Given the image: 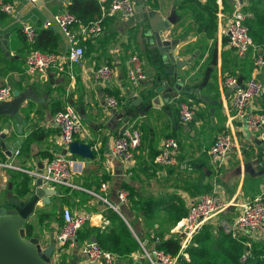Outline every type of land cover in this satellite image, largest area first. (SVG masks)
<instances>
[{"label":"crops","instance_id":"1","mask_svg":"<svg viewBox=\"0 0 264 264\" xmlns=\"http://www.w3.org/2000/svg\"><path fill=\"white\" fill-rule=\"evenodd\" d=\"M5 1L15 6V12L11 16L5 15L4 20L0 19V33L9 34V54L3 56L4 59L0 56V86L10 85L20 93L30 90L36 99L29 101L15 118L4 121L0 127V133L6 131L5 138L0 141V150L11 153L1 164L15 165L23 170H33L41 164L44 167L60 149L59 132L52 123V110L59 111L70 104L85 128V134L76 136L75 140L88 144L93 152L91 160L75 156L83 162L76 184L95 193H100L101 184L107 186L104 196L100 195L106 198L108 205L83 191L63 193L56 188L58 195L50 197L48 205L38 208L42 211L61 201L62 208L67 207L73 212L86 210L91 214L90 221L78 232L75 245L61 249L60 264L72 261L88 264L80 251L88 241H95L102 249L114 254L116 264H145L134 240L141 241L145 249H151L155 246V238L166 240L177 235L181 238L177 225L187 215L190 203L199 196L211 192L220 194L228 208L219 220L232 221L239 215L245 201L262 192L264 149L254 140L264 142V127L254 135L245 131L241 121L230 119V92L222 85L225 76H234L241 83L254 78L264 85V67L257 69L254 66L253 50L245 55L237 54L229 46L228 38L220 33L233 10L232 0H146L144 13L150 16L143 23L128 25V20L118 15L106 16L102 22V33L96 38L81 41L84 58L80 66H71L62 73L51 69L32 77L24 74L29 45L21 39L22 28L31 26L36 33L42 29L52 30L56 38L53 52L49 53L65 55L68 44L53 23V17L67 11L72 0ZM210 3H214L217 9H208ZM215 15L214 26L211 18ZM135 16L137 18V12ZM154 16L160 20L152 26L149 18ZM170 16L175 17V23L164 32V37L179 40L176 58L186 62V66H170L163 58L170 70L166 77L159 70L160 61L151 30L160 28L161 22ZM213 26L215 32L209 38ZM72 28L74 32L79 31L77 24ZM132 55L142 58L143 70L148 77V81L135 91L128 87L126 78ZM102 65L114 69V82L110 87L101 86L89 75L91 69ZM162 82L167 85L179 83L180 91H174L165 99L161 94ZM109 91L118 93V97ZM106 95L116 98L119 104L116 110L106 106ZM180 101H191L197 107L189 124L180 123L178 108L173 106ZM248 111L264 112V94L249 104ZM130 126L141 129L144 137L142 147L135 151L130 162L112 159L108 154L111 139ZM222 132L232 137L234 147L225 165L216 170L210 163L208 149ZM166 137L178 142V163L179 159L192 162V171H180L179 166L163 168L154 164V157ZM121 190L130 191L135 200L130 198L132 203L142 204V209H146V204L151 205V211L146 215L141 211L135 213L130 209L131 204H121L118 199ZM36 212L26 231L41 238L46 248L50 241H55L61 223L42 215L43 228L38 230L37 222L32 221ZM162 218L169 219L166 226L159 224ZM255 244L258 242H253L251 249ZM56 248L57 245L54 252Z\"/></svg>","mask_w":264,"mask_h":264},{"label":"built area","instance_id":"2","mask_svg":"<svg viewBox=\"0 0 264 264\" xmlns=\"http://www.w3.org/2000/svg\"><path fill=\"white\" fill-rule=\"evenodd\" d=\"M34 2L35 0H31ZM96 3L101 12V18L88 24H81L68 11L56 14L53 23L65 38L68 44L67 53L63 56L39 50H30L24 60V74L32 77L38 73L55 69L58 73L64 72L71 66H80L84 58V49L81 41L93 39L102 33V22L106 16L118 15L123 20H129L136 15V3L133 0H88ZM259 0H232L233 12L220 30L222 36L228 38L229 46L239 55H245L250 50L254 52V66L257 69L264 67V49L258 50L250 35V31L245 24V17L242 8L245 3L258 2ZM0 11L5 15H13L15 6L11 3L0 0ZM79 25V31L74 32L73 26ZM22 32L28 45L33 46L37 33L31 26H24ZM91 78L94 82L103 87H110L114 82V69L109 65H102L90 70ZM71 78H73L71 76ZM128 87L135 91L143 83L148 81V77L143 70L141 59L137 55H132L128 62L127 69ZM223 87L230 92V119L239 120L243 123L247 133L254 134L260 132L264 127V112H249V104L260 98L264 94V85L252 78L245 83L239 82L234 76H225L222 79ZM13 89L10 85L0 86V103L10 102L13 99ZM106 106L111 110H116L118 101L115 97L106 95L104 97ZM197 107L191 101L178 103V118L180 123L189 124L196 115ZM52 123L59 132L60 149L47 161L39 172L38 168L33 170H23L15 165H4L0 167L16 170L27 174L31 179L40 178L44 185L56 189L58 186L70 191H83L95 197L104 204L107 200L103 193L107 191V186L100 185V193L87 191L76 184L75 179L81 175L83 162L73 156L69 151V146L76 136L85 134L84 125L74 107L66 104L52 117ZM141 133L138 129L130 126L124 128L119 134L114 136L108 146V154L112 159L130 162L135 151L140 147ZM234 147V141L227 132H222L215 137L213 144L208 149V156L211 165L216 170L226 163L228 154ZM178 142L166 137L162 140L154 163L158 167L178 166ZM18 155V152L15 153ZM183 165L182 168H186ZM191 170L190 167H188ZM102 193V195H100ZM119 202L128 205V193L121 190L118 193ZM114 211L116 208L112 207ZM228 208L223 197L211 192L199 196L192 201L188 207L187 215L177 225L181 237L182 246L177 255H171L157 249L159 239L155 238V246L151 249H143V259L147 264H186L187 256L183 253V248L188 247L192 239L205 227L210 226L213 231H218L228 236L230 239L243 246L240 260L245 262L251 253V245L258 242L264 245V189L254 198L245 201L241 206V211L232 221L219 220V216ZM61 227L55 236L56 251L54 252L51 264H60V251L65 246L73 247L76 243L78 232L91 219V214L86 210L73 212L64 207L60 213ZM218 220V223L216 221ZM215 223V224H214ZM183 229V230H182ZM81 255L84 256L88 264H116L117 257L102 249L95 241H88L80 247ZM185 257V262L182 263Z\"/></svg>","mask_w":264,"mask_h":264},{"label":"water","instance_id":"3","mask_svg":"<svg viewBox=\"0 0 264 264\" xmlns=\"http://www.w3.org/2000/svg\"><path fill=\"white\" fill-rule=\"evenodd\" d=\"M146 0H136V16L130 18L127 24L144 22L148 19V14L144 13V3ZM160 19L156 16L150 17L149 22L153 26L154 22ZM175 23V17L170 16L166 21L161 22L158 29L152 28L151 37L158 56L166 58L170 66L183 68L186 62L179 61L176 58V47L179 43L178 39L167 40L164 32L169 30ZM9 34L0 33V51L8 53ZM169 68V67H168ZM167 68V73L169 69ZM162 96L168 99L174 91L179 92L181 85L179 83L167 85L162 82ZM177 96V95H175ZM36 99V96L30 90L20 93L18 90L13 91V99L10 102L0 103V127L3 122L15 118L20 109L26 107L29 101ZM6 131L0 133V141L5 138ZM255 144L264 149L262 140H254ZM2 148L4 146L1 145ZM69 151L73 156L80 157L84 160H91L93 152L88 144L73 141L69 146ZM7 155H11L10 151H5ZM39 172L43 169V165L38 166ZM28 187L27 194L23 197L15 196L12 193V183L7 184V193L2 196L0 191V264H51L52 255L55 249V241H50L49 245L44 248L42 239L31 236L25 229L29 224L31 217L40 207H44L50 203V197L57 196L58 192L50 186L44 185L40 178H32ZM31 185V186H30ZM9 206V207H7ZM183 230V229H182ZM28 233V234H27ZM181 237H184L182 234ZM70 264H76L72 261Z\"/></svg>","mask_w":264,"mask_h":264},{"label":"trees","instance_id":"4","mask_svg":"<svg viewBox=\"0 0 264 264\" xmlns=\"http://www.w3.org/2000/svg\"><path fill=\"white\" fill-rule=\"evenodd\" d=\"M5 1V0H4ZM7 2V1H5ZM67 11L71 13L77 20H79L81 23L88 24L90 22L96 21L100 18L101 13L99 10V6L88 0H72L67 7ZM5 14L0 12V19L4 20ZM212 23L215 26V17L213 16L211 18ZM214 26L211 29V32L209 33V38H211L215 32ZM251 35V33H250ZM21 39L23 41L25 40V36L21 30ZM252 37V36H251ZM56 35L52 30L42 29L37 31V37L36 41L33 46L28 47L30 50H39L42 52H53L54 47V41H55ZM253 39V38H252ZM254 41V40H253ZM28 51V52H29ZM158 56V55H157ZM148 58H150L148 54ZM158 60L160 61V73H163L166 77L169 76V74L166 72L168 68V64L164 63L162 58L158 56ZM109 94H112L116 97H118V93L109 91ZM60 111V110H59ZM58 112V110L53 109L52 114L55 115ZM6 153L2 152L0 150V163H5ZM95 155V154H94ZM12 179L11 183L13 187L15 188V192L17 196L23 197L27 194L28 187L30 184V177L26 174H22L19 172H11ZM124 187H128V185H125ZM129 189V188H128ZM152 206L149 204H146V209H143L144 214H148L149 210L151 211ZM46 216V215H45ZM115 217L119 219V216L115 214ZM42 221V220H41ZM61 223V221H59ZM121 223L124 226V223L121 221ZM209 227L205 226L191 241V243L188 245V253H190V257L194 256L195 254H192V252L202 253L206 250L205 245L202 244L201 237L209 238L208 230ZM124 231H126V227L123 228ZM221 233V232H220ZM226 236V235H225ZM227 243H228V250L226 251L227 257L234 262L235 264H264V245L261 244H255L252 246L250 256L247 258V260L243 263L240 262V256L241 251L243 247L236 241L230 239L228 236ZM160 241L157 244V249L162 250L166 253H169L171 255H177L181 249L182 246V239L179 235H177L174 238L170 239H162L159 238ZM196 245V247L194 246ZM182 263H186L184 260ZM186 264H193L192 261Z\"/></svg>","mask_w":264,"mask_h":264},{"label":"rangeland","instance_id":"5","mask_svg":"<svg viewBox=\"0 0 264 264\" xmlns=\"http://www.w3.org/2000/svg\"><path fill=\"white\" fill-rule=\"evenodd\" d=\"M214 7H216V9H217V6L214 3H210V5H208V9H210L211 11H213ZM225 10L228 11L229 8L226 7ZM232 12H233V10H232ZM242 13L245 17L244 22H245L246 26L248 27V29L251 33V36L254 40L255 47L258 50L264 49V2L261 3V1H260L258 3H255V2L248 3L244 7ZM210 16H211V14H209V17ZM215 18L217 19L216 15H215ZM10 45H12V44H10ZM10 48H11V46H10ZM0 56L2 59H4L3 56L6 57L5 53H3L2 51H0ZM139 58L143 62L142 58L141 57H139ZM143 68H144V63H143ZM175 105L178 108L177 102L173 106H175ZM139 131L141 133V144H140L139 148H141L142 144H143L144 137H143L141 129H139ZM183 165H187V167L182 168ZM178 166H179V168L178 167L177 168L180 171L188 172V171H192V170H189L188 167L192 168L194 165L192 162H188L187 160H184V159L180 161V159H179V165ZM13 171L19 172L16 170L5 168V167H0V185H1L2 190L7 189V184L9 182H11V179H12L11 172H13ZM76 179H75V182L77 183ZM57 189L60 192L63 191V193H67V191H70V190H64L62 187H59V186L57 187ZM126 192L128 193V203L131 204L130 209H134V212L136 211L135 213H137L138 211L143 212L142 204H140L139 206L133 204L132 203V200H133L132 196L133 195L132 194L130 195V193H129L130 191H128V190H126ZM12 193H13V195H16L15 188H13V187H12ZM133 201H135V200H133ZM62 204L63 203L60 201V202L56 203L55 205H51L48 208L46 207V209H43L42 211L38 210L36 212L37 214L32 221L37 222L38 227H39L38 230L43 228L42 221H41L42 215H46V217L49 218L48 220L56 221L59 223V220H60L59 209L62 208ZM168 220H169L168 218H162L159 221V224H161L162 226H166L168 223ZM207 230L209 233V238L207 239L205 237H201L202 244L205 245V247H206L205 251H203L202 253L192 252V254H195V255L193 257L192 256L190 257V253H188V247L183 248V253L188 258L187 263L192 261L193 264H235L226 255V251L228 250V243H227L226 236L223 233H220L218 231H216V232L213 231L212 227H209V229H207ZM134 241L138 247L140 257L143 259V249H142L141 244H140L141 241H138L137 239ZM194 246L196 247V245H194ZM183 260L185 261V257ZM142 261H143V263L147 264L145 259H143ZM240 262L243 263L241 260H240Z\"/></svg>","mask_w":264,"mask_h":264},{"label":"flooded vegetation","instance_id":"6","mask_svg":"<svg viewBox=\"0 0 264 264\" xmlns=\"http://www.w3.org/2000/svg\"><path fill=\"white\" fill-rule=\"evenodd\" d=\"M0 191L2 192V196H5L6 195V193H7V190H2L1 189V185H0ZM15 196H17V195H15ZM7 207H9V206H7ZM29 225V224H28ZM28 225H26V227H25V229H27L28 228Z\"/></svg>","mask_w":264,"mask_h":264}]
</instances>
